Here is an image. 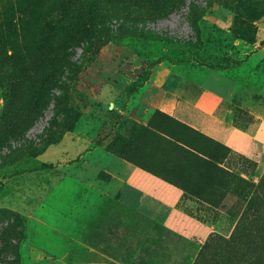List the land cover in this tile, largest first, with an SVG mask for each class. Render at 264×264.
<instances>
[{
    "label": "rangeland",
    "instance_id": "obj_1",
    "mask_svg": "<svg viewBox=\"0 0 264 264\" xmlns=\"http://www.w3.org/2000/svg\"><path fill=\"white\" fill-rule=\"evenodd\" d=\"M181 76L234 90L233 143L160 110ZM262 120L264 0H0V264H264V147L222 166ZM117 158L210 203L205 244L108 196Z\"/></svg>",
    "mask_w": 264,
    "mask_h": 264
},
{
    "label": "crops",
    "instance_id": "obj_2",
    "mask_svg": "<svg viewBox=\"0 0 264 264\" xmlns=\"http://www.w3.org/2000/svg\"><path fill=\"white\" fill-rule=\"evenodd\" d=\"M216 81L209 84L214 87L209 90L203 81L196 82L187 76L176 78L160 94L159 108L195 131L218 140L219 143L230 145L233 143L229 142L232 135H228L235 129L231 117V97L234 90L224 79ZM217 96L220 100H216L211 109L207 108L206 98L217 99ZM253 114L256 118H261L255 111ZM263 130L262 120L243 153L240 154L232 148L222 166L228 168L227 162L230 158L239 163L243 159L261 161L264 147ZM242 139L244 138L235 140L234 144H243ZM112 162L115 167L113 171L109 169L111 180L103 187L108 196L115 198L125 208L161 226L169 234L195 243L199 241L202 246L205 244L213 232L214 207L210 203L126 160L117 158ZM239 163L237 164L240 165ZM240 169L228 168L235 172Z\"/></svg>",
    "mask_w": 264,
    "mask_h": 264
},
{
    "label": "trees",
    "instance_id": "obj_3",
    "mask_svg": "<svg viewBox=\"0 0 264 264\" xmlns=\"http://www.w3.org/2000/svg\"><path fill=\"white\" fill-rule=\"evenodd\" d=\"M178 144H182L183 146H186V148L191 149V148H190L188 145H186V144H183V143H180V142H179ZM191 150H192V149H191ZM127 161H128V160H127ZM128 162L133 163L134 165L138 166L139 168H141V169H143V170H146V171H148V172H150V173H152V174H154V175L160 177L161 179H163V180H165V181H167V182H169V183H171V184H173V185H175V186L181 187V185H178L177 183L172 182L171 180H169L168 178L163 177V176H162L161 174H159V173H155V172H153V171H151V170H149V169L143 168V167L139 166L138 164H135L134 162H131V161H128ZM190 194H191V195H194V196H196V197H199V195H198L196 192H193V193H190ZM252 203H253V198H250L249 201L247 202V206H250Z\"/></svg>",
    "mask_w": 264,
    "mask_h": 264
}]
</instances>
